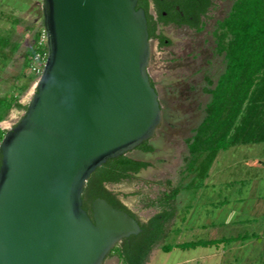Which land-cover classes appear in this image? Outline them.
<instances>
[{"label":"water","instance_id":"1","mask_svg":"<svg viewBox=\"0 0 264 264\" xmlns=\"http://www.w3.org/2000/svg\"><path fill=\"white\" fill-rule=\"evenodd\" d=\"M47 56L20 119L0 140V264H103L138 221L90 174L155 136L162 121L137 0H42Z\"/></svg>","mask_w":264,"mask_h":264},{"label":"rangeland","instance_id":"2","mask_svg":"<svg viewBox=\"0 0 264 264\" xmlns=\"http://www.w3.org/2000/svg\"><path fill=\"white\" fill-rule=\"evenodd\" d=\"M232 2L215 0L203 18L201 31L160 28L158 32L161 31L168 41L160 45L157 40H150L147 70L158 94L162 121L155 136L149 140L154 148L152 152L134 148L126 154L148 161L151 165L130 179L107 185L118 193L122 203L141 222L160 212L163 198L171 190L179 188L177 195L169 200L174 208V216L166 223L163 238L152 247L144 264H187L183 262L185 258H193L191 264H264V237L251 236L250 220L247 224L222 225L219 229L206 226L215 223L216 206L230 210L240 207L247 212L252 211L258 219L264 215V143L236 145L220 150L210 174L205 178L214 182V187L209 184L201 190L195 188L199 180L195 179L193 185L190 184L194 174L188 172L186 167L189 155L185 139L200 121L209 97L203 91L205 77L216 79L224 67L222 56L214 50L213 31L217 21L229 11ZM14 17L19 19L16 24L12 22ZM41 26L42 0H0V37H8L18 43L14 52L9 51V47L3 49L7 61L0 62V95H17L22 105H27L38 78L31 79L32 73L24 66L25 53L33 45V35L37 33L38 36L41 32ZM25 82L28 83L27 88L21 89ZM24 112V109H10L0 126L5 130L11 128ZM235 193L238 197L233 199H241L242 202L232 201ZM184 210L190 212L186 214ZM238 214L235 211L232 217ZM202 224L206 227L201 228ZM221 232L228 236L242 234L248 240L226 251L219 259L215 256L202 259L215 249L214 246L162 251L165 244L213 239ZM103 264L122 262L115 253H109Z\"/></svg>","mask_w":264,"mask_h":264},{"label":"trees","instance_id":"3","mask_svg":"<svg viewBox=\"0 0 264 264\" xmlns=\"http://www.w3.org/2000/svg\"><path fill=\"white\" fill-rule=\"evenodd\" d=\"M149 0H137V7L142 8L147 19L149 39H159L164 45L168 39L157 32L153 16L148 14ZM204 9L202 11L205 10ZM161 10L158 9L160 19ZM13 24L19 22L14 17ZM199 16L191 22V26L201 29ZM42 28V26H41ZM215 37V53L223 58L224 67L216 79L205 77L206 86L203 91L209 95L203 109V115L192 134L185 139L189 155L187 170L194 174L190 184L195 179L201 182L207 176L208 170L220 150H227L236 145L264 143V0H233L229 11L217 21L213 31ZM33 45L25 53L24 66L28 67ZM5 47L14 52L18 43L8 37H0V57L7 61L3 52ZM36 75L32 74L31 79ZM152 86H154L151 80ZM25 82L21 89L27 88ZM12 108L26 110L27 105L18 102V96L0 95V122L3 121ZM6 132L0 126V140ZM150 140V139H149ZM149 140L142 142L136 148L144 152H152L153 146ZM1 161V151H0ZM150 162L134 159L126 153L108 158L98 166L87 179L81 198L82 207L91 215L90 204L97 198L105 199L113 207L125 210L139 223L141 231L120 240L111 250L122 264H144L152 247L163 238L166 223L174 216V208L169 204L179 188L171 190L160 202L162 210L151 216L146 222H141L129 211L118 197V193L110 190L107 185L120 183L130 179L141 169L150 166ZM193 185V184H192ZM185 212V210H184ZM184 219V218H182ZM245 236L223 237L221 239L196 240L175 245L165 244L162 251L169 252L173 248L190 249L198 246H214L220 248L234 240Z\"/></svg>","mask_w":264,"mask_h":264},{"label":"flooded vegetation","instance_id":"4","mask_svg":"<svg viewBox=\"0 0 264 264\" xmlns=\"http://www.w3.org/2000/svg\"><path fill=\"white\" fill-rule=\"evenodd\" d=\"M215 0H149L148 14L153 16V22L156 25L157 32L160 28H187L194 31H201L191 26V22L196 20V16H199V20L202 21L199 26L203 27V18L211 10ZM205 7V10L202 11ZM161 10L162 19H160L158 9ZM217 24V23H216ZM159 33H162L159 31ZM163 35V34H162ZM151 40V39H150ZM153 40V39H152ZM157 44H159V39ZM167 42V40H165Z\"/></svg>","mask_w":264,"mask_h":264},{"label":"crops","instance_id":"5","mask_svg":"<svg viewBox=\"0 0 264 264\" xmlns=\"http://www.w3.org/2000/svg\"><path fill=\"white\" fill-rule=\"evenodd\" d=\"M218 154V153H217ZM216 158H217V155H216V157H215V159H214V161L216 160ZM213 161V162H214ZM213 162H212V164H211V166H210V168H209V170H208V173H207V175H209L210 174V172H211V169H212V165H213ZM215 163V162H214ZM207 177V176H206ZM205 177V178H206ZM209 184L212 186V187H214L215 186V183L214 182H212V181H208V180H203L202 182H201V184L199 185L200 187H198L200 190L202 189V188H204V187H208L209 186ZM198 189V190H199ZM199 194H200V192H199ZM262 196V195H261ZM236 197H238L237 196V194L235 193L233 196H232V201L234 202V200L236 201V200H239V201H241L242 202V200L241 199H233V198H236ZM261 198V197H260ZM262 198H264V196L262 197ZM227 199H226V197H225V199H224V201H226ZM238 201V202H239ZM262 201H264L263 199H262ZM226 202H223V204H225ZM228 204H229V202H227ZM193 207V206H192ZM216 208V213H215V217H214V222L215 223H212V224H207L206 226L207 227H211L212 229H217V227H218V229L223 225V226H225V225H229V227H230V225H240V223L241 222H245L246 224H247V222L250 220V222H249V226H252V231H251V236H254V238H257V237H259V236H262V237H264V215L262 216V217H260L259 219L255 216V215H253L252 214V211H250V212H247V211H245V210H243L242 208H240V207H237V208H235V209H222V206H220L219 207V209L217 208V206L215 207ZM191 211H192V213H195V210H193V209H191ZM237 212V213H239L237 216H235V217H232V213H234V212ZM244 211V212H243ZM186 212V214L187 213H189L190 211L188 210V211H185ZM254 212H256V211H254ZM246 213H248L247 214V216L245 215ZM253 215V216H252ZM211 217H213V216H211ZM259 221V222H258ZM201 226V228H204V227H206L204 224H202V225H200ZM233 233L235 232V229H234V231H232ZM228 233V232H227ZM218 235H217V238H213V239H221V238H223V237H238V236H241L242 234H238V233H236V234H233V235H225V232H221L220 234L219 233H217ZM229 234H231V233H229ZM246 235V234H245ZM208 240V239H207ZM246 240H248L247 238H244V239H238V240H234V241H232V242H230V243H228L227 245H226V247H223L222 248V246L220 247V248H215L214 250H212L211 252H209V253H207L206 255H204L203 256V260H208L209 258H214V256L216 257V259H219V256H220V258L222 257V255H223V253H225L226 251H228V250H230V249H232V248H235L236 246H241L244 242H246ZM183 262H185V263H187V264H191L192 262H193V258H190V259H184V261Z\"/></svg>","mask_w":264,"mask_h":264},{"label":"built area","instance_id":"6","mask_svg":"<svg viewBox=\"0 0 264 264\" xmlns=\"http://www.w3.org/2000/svg\"><path fill=\"white\" fill-rule=\"evenodd\" d=\"M47 56L46 47V33L43 27L38 35L36 41H34V51L31 54L28 69L36 77H39L42 73Z\"/></svg>","mask_w":264,"mask_h":264}]
</instances>
